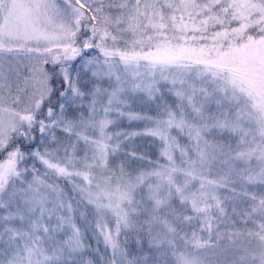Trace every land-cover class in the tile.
Segmentation results:
<instances>
[{
  "label": "snow or ice",
  "instance_id": "1",
  "mask_svg": "<svg viewBox=\"0 0 264 264\" xmlns=\"http://www.w3.org/2000/svg\"><path fill=\"white\" fill-rule=\"evenodd\" d=\"M0 264H264V0H0Z\"/></svg>",
  "mask_w": 264,
  "mask_h": 264
},
{
  "label": "trees",
  "instance_id": "2",
  "mask_svg": "<svg viewBox=\"0 0 264 264\" xmlns=\"http://www.w3.org/2000/svg\"><path fill=\"white\" fill-rule=\"evenodd\" d=\"M146 141H144V140H138V143H140V144H144Z\"/></svg>",
  "mask_w": 264,
  "mask_h": 264
}]
</instances>
